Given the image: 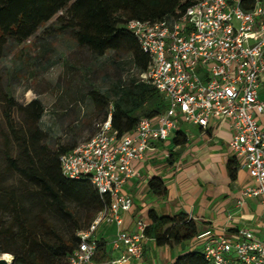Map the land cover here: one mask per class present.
<instances>
[{
  "label": "built area",
  "instance_id": "obj_1",
  "mask_svg": "<svg viewBox=\"0 0 264 264\" xmlns=\"http://www.w3.org/2000/svg\"><path fill=\"white\" fill-rule=\"evenodd\" d=\"M242 4L198 0L177 19L128 22L127 30L150 58L142 81L162 96L166 108L154 121L141 119L121 139L111 131L108 114L94 124L92 137L59 156L64 177L88 179L99 196L110 199L109 208L98 214L88 231L77 234L78 244L67 264H92L96 226L105 220L120 228L121 213L132 205L121 193L136 176L132 164L142 162L156 142L169 141L179 120L204 130L214 122L228 125V148L251 180L236 204L256 200L264 218V131L257 124V116L264 115V103L258 100L264 75V0H252L248 11ZM147 224L138 219L133 233L117 232L112 247L123 244L125 253L108 264L140 258ZM203 256L209 264H264V241L245 229L233 235L224 232L209 239Z\"/></svg>",
  "mask_w": 264,
  "mask_h": 264
},
{
  "label": "trees",
  "instance_id": "obj_2",
  "mask_svg": "<svg viewBox=\"0 0 264 264\" xmlns=\"http://www.w3.org/2000/svg\"><path fill=\"white\" fill-rule=\"evenodd\" d=\"M197 1L0 0V65L12 48L22 46L40 31L45 34V29L52 28L57 35H70L77 48L94 58L111 51L115 56L128 57L136 70L142 73L146 71L150 58L127 30L128 22L177 19ZM242 1L244 10L252 8V0ZM86 96L93 109L89 116H103L93 123L94 133V124L110 114L111 131L117 139L131 133L143 118L154 121L166 108L162 96L143 81L130 82L126 87L115 86L109 92L91 89ZM0 103L7 128V133L2 136L5 168L0 171V243L4 239L23 243L25 254L22 257L10 252L12 264H62L77 246V234L83 232L71 207L85 213L88 227L97 214L109 208V196H99L88 179L71 180L61 174L59 156L76 146L74 142L56 143L51 148L45 143V135L39 128L44 108L37 100L19 105L11 97L9 86L2 85ZM72 111L75 112L74 109ZM16 114L21 118L19 123L13 119ZM171 141L175 146L186 143L180 132H176ZM12 147L16 150L15 156L12 155ZM236 168L232 160L228 166L231 176ZM5 173L18 176V189L4 187ZM148 188L157 197L166 194L163 182L158 178H152ZM56 213L68 221V239L58 237L53 224L45 218L46 214ZM6 217L8 222L4 221ZM147 218L144 235L156 246H176L199 235L195 222L183 213L170 217L157 216L150 211ZM76 230L79 231L74 236ZM32 248L43 258L35 255ZM7 253L5 248H0V256ZM92 261L98 264L105 261L104 243L96 241ZM173 264L209 263L202 251L193 250L177 257Z\"/></svg>",
  "mask_w": 264,
  "mask_h": 264
},
{
  "label": "crops",
  "instance_id": "obj_3",
  "mask_svg": "<svg viewBox=\"0 0 264 264\" xmlns=\"http://www.w3.org/2000/svg\"><path fill=\"white\" fill-rule=\"evenodd\" d=\"M258 100L264 103V75L259 80ZM257 124L264 131V115L257 116ZM176 132L185 138L184 145H173L171 136L165 143L156 142L142 162L132 164L136 176L121 189L123 195L131 198L132 205L121 213L120 228L104 220L98 233L92 235L93 240L105 242V261L99 264L118 260L125 253L123 244L116 250L112 247L117 232L133 233L138 219L148 223L150 211L170 217L183 213L195 222L199 235L172 247L156 246L145 237L140 258L127 264H173L177 257L193 250L203 252L209 239L224 232L233 235L241 229L264 241V218L257 201L246 199L240 206L236 204L251 180L228 148L231 138L228 125L214 122L204 130L179 120L173 136ZM232 160L237 165L233 176L228 170ZM152 178L163 182L166 189L163 197L150 192L148 182Z\"/></svg>",
  "mask_w": 264,
  "mask_h": 264
},
{
  "label": "rangeland",
  "instance_id": "obj_4",
  "mask_svg": "<svg viewBox=\"0 0 264 264\" xmlns=\"http://www.w3.org/2000/svg\"><path fill=\"white\" fill-rule=\"evenodd\" d=\"M45 32L43 34L40 31L35 38L11 49L0 65V86H9L11 97L19 105L24 106L32 100H37L42 105L44 114L39 128L49 147L54 148L56 143L69 142H74L73 145L77 146L93 135V123L103 117L89 116L93 109L86 93L91 89L109 92L115 86L126 87L130 82H141L142 75L128 57H118L108 51L102 57L94 58L87 51L77 48L70 35H57L52 28L45 29ZM13 119L16 123L21 120L17 114ZM6 133L0 103V171L5 168L2 136ZM11 151L15 156L14 147ZM2 184L7 188L20 187L18 176L12 173L3 174ZM71 210L80 229L88 231L91 225L89 223L87 227L85 213L75 207H71ZM45 218L53 224L58 237L69 238L66 217L56 213L46 214ZM4 221L8 222V218H4ZM102 224L96 226L95 234ZM78 231L74 232V236ZM98 240L105 244L102 239ZM1 242L0 248L9 252L4 254L8 261L11 258L13 262L10 252L18 258L25 254L23 243L18 240L12 242L4 239ZM32 252L42 257L35 248H32ZM97 259L101 261L100 256ZM62 264H66V261Z\"/></svg>",
  "mask_w": 264,
  "mask_h": 264
},
{
  "label": "water",
  "instance_id": "obj_5",
  "mask_svg": "<svg viewBox=\"0 0 264 264\" xmlns=\"http://www.w3.org/2000/svg\"><path fill=\"white\" fill-rule=\"evenodd\" d=\"M0 264H12V259L10 258V261L8 262V260L4 257L0 258Z\"/></svg>",
  "mask_w": 264,
  "mask_h": 264
},
{
  "label": "bare ground",
  "instance_id": "obj_6",
  "mask_svg": "<svg viewBox=\"0 0 264 264\" xmlns=\"http://www.w3.org/2000/svg\"><path fill=\"white\" fill-rule=\"evenodd\" d=\"M9 262V261H8Z\"/></svg>",
  "mask_w": 264,
  "mask_h": 264
}]
</instances>
